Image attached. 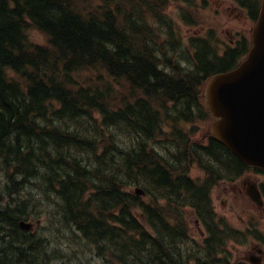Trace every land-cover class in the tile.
Here are the masks:
<instances>
[{
	"label": "trees",
	"instance_id": "16d2710c",
	"mask_svg": "<svg viewBox=\"0 0 264 264\" xmlns=\"http://www.w3.org/2000/svg\"><path fill=\"white\" fill-rule=\"evenodd\" d=\"M171 2L193 0H0V264L86 253L96 264H228L232 233L210 190L250 167L183 124L210 120L205 84L238 66L249 42L220 59L196 41L189 59ZM45 207V233L21 229ZM187 210L206 226L203 246L189 244ZM60 234L70 253L53 245Z\"/></svg>",
	"mask_w": 264,
	"mask_h": 264
},
{
	"label": "rangeland",
	"instance_id": "374dc122",
	"mask_svg": "<svg viewBox=\"0 0 264 264\" xmlns=\"http://www.w3.org/2000/svg\"><path fill=\"white\" fill-rule=\"evenodd\" d=\"M259 0H253L257 3ZM236 0H195L194 5H185L182 3H171L166 10L169 24L180 38L182 46L189 52L188 46L192 47L194 37H204L211 43L209 54L214 53L222 59L228 50V47L236 46L239 33H248L253 27L252 21L246 12L238 7ZM185 12L184 16L183 13ZM169 32V28H168ZM212 33L211 36L209 33ZM32 39L35 42L44 43V38L37 32H33ZM192 41V42H191ZM237 47V46H236ZM190 53V52H189ZM198 54L196 49H192L191 54ZM189 54H187V57ZM190 59V58H189ZM187 61V60H186ZM211 120L195 118L192 124H183L185 128L191 130L192 140L198 144H205L210 137L209 127ZM165 132H169V127L165 126ZM189 176L198 182L204 179V172L196 165L190 170ZM264 179L263 175H255L250 172L243 174L240 178L233 181L219 182L210 190L212 213L215 214L216 221L226 222L227 228L244 229L251 221H257L260 232L264 233V206H258L251 201L248 196V185H257ZM38 217L40 223L35 226L37 232H44L50 225L48 207L43 208ZM186 219L190 227L189 244L203 246L204 228L191 210H187ZM32 223L34 220H30ZM222 228H225L224 226ZM70 236L56 235L53 245L61 248L64 253H70L67 248L74 244ZM243 242H229L231 258L235 264H241L247 260L249 253L256 255L251 250V240L242 239ZM259 244L256 245L258 247ZM83 246V245H82ZM80 247V246H78ZM64 249V250H62ZM86 251V248H83ZM80 250V249H79ZM83 251V252H85ZM83 254V253H80ZM53 264H59L54 262ZM73 264H96L95 259L89 253L82 257L73 258Z\"/></svg>",
	"mask_w": 264,
	"mask_h": 264
},
{
	"label": "water",
	"instance_id": "95a60500",
	"mask_svg": "<svg viewBox=\"0 0 264 264\" xmlns=\"http://www.w3.org/2000/svg\"><path fill=\"white\" fill-rule=\"evenodd\" d=\"M252 42L247 58L237 68L208 80L204 104L214 119L212 137L243 163L264 170V0ZM252 197L260 201L258 192ZM20 226L33 229L24 221Z\"/></svg>",
	"mask_w": 264,
	"mask_h": 264
},
{
	"label": "flooded vegetation",
	"instance_id": "af4514ba",
	"mask_svg": "<svg viewBox=\"0 0 264 264\" xmlns=\"http://www.w3.org/2000/svg\"><path fill=\"white\" fill-rule=\"evenodd\" d=\"M250 240L251 250L257 254L249 253L247 260L241 264H264V240H260L259 237H252ZM257 244H259L258 247H256Z\"/></svg>",
	"mask_w": 264,
	"mask_h": 264
}]
</instances>
